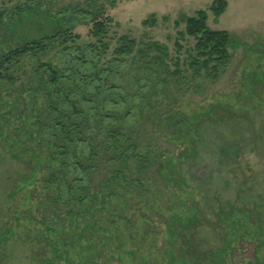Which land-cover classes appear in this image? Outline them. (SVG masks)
Segmentation results:
<instances>
[{
	"label": "rangeland",
	"instance_id": "obj_1",
	"mask_svg": "<svg viewBox=\"0 0 264 264\" xmlns=\"http://www.w3.org/2000/svg\"><path fill=\"white\" fill-rule=\"evenodd\" d=\"M93 1L104 4L109 17L107 49L79 10ZM214 1L0 0V53L68 29V44L83 48L57 44L40 58L64 71L61 87L75 85L68 100L56 103L66 115H72L71 102L90 121L118 112L128 126L156 119L149 107L164 121L175 112L168 134L153 129L163 163L149 174L126 175L106 162L92 177L104 206L70 220L61 209L40 205L53 194L49 173L61 165L47 150L60 126L45 90L48 76L37 69L40 60L26 58L15 83L0 86V264H84L97 253L103 264H168L179 248L207 252L201 264L255 258L264 264V0H225L220 16L210 10ZM200 10L210 29L228 31L237 46L228 48L217 81L201 79L193 87L176 83L169 72L176 59L186 67L194 40L184 34L185 22ZM152 121L149 127L157 124ZM87 128L68 141L69 157L57 171L77 187L88 183L80 180L71 151L77 145L74 150L87 153V143L78 140ZM114 176L129 184L123 196ZM108 185L118 196L105 197Z\"/></svg>",
	"mask_w": 264,
	"mask_h": 264
},
{
	"label": "trees",
	"instance_id": "obj_2",
	"mask_svg": "<svg viewBox=\"0 0 264 264\" xmlns=\"http://www.w3.org/2000/svg\"><path fill=\"white\" fill-rule=\"evenodd\" d=\"M226 7L227 2L225 0H215L210 10L215 16H220L225 11ZM88 8L89 9L79 10H82V13L90 16V22L92 24L91 35L96 38L100 48L107 49L103 41L110 25L109 17L106 15L105 11L106 7L101 2L93 1L88 5ZM184 34L194 40L193 50L192 53H189V57L187 56L188 61L184 69L181 67L179 68L180 60L176 59L175 70L169 72L171 78L176 83H180V81L183 80L193 87L197 86L198 83L196 82L201 79L210 82L217 81L222 75V70L229 61L230 55L228 53V48L237 46L234 37L226 30L210 29L207 25V15L202 10L187 18ZM72 36L73 34L70 29L64 31L55 30L52 34L44 38L28 42L16 49H9L8 52L0 53V86L15 83L18 79L22 63L26 58H30L34 61L40 60L37 69L40 68V70H44L43 74L48 76L49 81L47 82H49L50 87L45 90L50 100L53 99L51 101V109L57 116L54 118V121L60 126V129L54 132L51 138L47 139V150L49 151V156H51L57 164H61L57 171L62 172V168L66 163V157H69L71 147L68 145V141L73 142V139L76 140L74 136L81 133V126L88 127L84 137H78V140L87 143V153L85 154V152H83L80 154L74 150L77 145H75L74 149L71 151L74 163L77 165L76 168L81 173L79 175L81 178L80 180H86L88 186L78 185L77 187V183L72 178L69 179L67 177V180H65L63 178L66 177L65 175L59 176L57 171H52L48 175L47 185L51 188L53 194L45 196V198L40 200V205L44 209H52L53 207L54 209H61L60 212H66V216L69 217L70 220L82 216L83 213L93 215L94 208L97 205H100L99 208L104 206V203L99 204L100 200H102L103 193L100 197L98 196V193L92 187L94 181L92 177L99 172L100 167L106 162L121 173L127 171L126 175L149 174L152 173L159 164H162L163 161L161 157L163 153H158L162 145L158 138H156L157 133H155L153 129L156 127L160 129V131L164 130L165 134H168L166 130L171 129L172 124H170V122L174 120L173 115H175V112H173L170 119L166 118L165 121L163 119L160 120L159 117H161V114L159 109L156 107L154 109L149 107V113L152 117L156 116V119L150 117L151 120H149V117H144L146 121L143 124L134 123L128 126L125 125L126 123L124 121L122 122L125 117L118 112H100L97 114L98 116L94 117L93 121H90L89 115L77 107L73 102L70 103L72 115H66L63 110L58 109V105L56 104L57 100H68L66 97L68 94H72L73 89L71 87L75 85L74 83H70L66 87H61L60 84L63 85L61 78L64 76V71L52 65L49 60L48 62H41L40 58L42 56H48L47 50H49V48L54 50L57 46H60L61 50H69L71 46H77V48L83 52V48L79 47V44H68V42L72 40ZM125 46L126 45H122L118 50L123 53ZM176 46L180 48L181 45L177 43ZM99 55L101 56V52ZM98 74L99 72L95 71L92 77L97 78ZM95 95H99V92H95ZM162 102L164 101H161V103ZM140 104L143 105V101H141ZM75 115H77V117ZM73 116L76 118L73 119ZM151 121H157V124L155 125V123H152L151 127H149ZM104 122H107L106 125H104ZM171 156H174V154ZM81 157H88L89 161L87 162L86 159ZM167 161L168 160H166L165 163ZM117 180L119 182H117ZM113 181L117 184L118 188H120L122 191L121 196H123L126 190L125 187L129 186V184L126 183V181L124 182L121 176H114ZM122 184H125V186ZM109 186L111 185H108V187L104 189V191H106L104 194L108 193L105 197L110 196L113 199L115 196H118V194L110 189ZM58 219L60 218L58 217ZM47 221L49 220L47 219L43 222ZM152 241H154V245L157 246L158 241L156 238ZM187 243L190 245L188 241ZM162 249L164 256L165 245ZM166 252H168V250ZM177 252L179 254L176 258L173 255L170 256V260L167 262L168 264L171 263V260H174L176 262L175 264H201L205 261L204 255L207 253L204 252L203 255H194L180 248L177 249ZM57 253L60 258V252L57 251ZM191 259H193V261H191ZM255 263L256 258L251 261L249 260L246 264ZM66 264L75 263L70 261ZM84 264H103V262L97 253ZM163 264H165V260Z\"/></svg>",
	"mask_w": 264,
	"mask_h": 264
}]
</instances>
